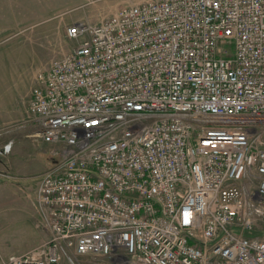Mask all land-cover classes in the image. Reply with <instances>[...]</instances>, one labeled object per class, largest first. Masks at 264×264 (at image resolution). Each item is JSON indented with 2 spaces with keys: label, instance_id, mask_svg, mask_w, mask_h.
<instances>
[{
  "label": "built area",
  "instance_id": "2783aa9c",
  "mask_svg": "<svg viewBox=\"0 0 264 264\" xmlns=\"http://www.w3.org/2000/svg\"><path fill=\"white\" fill-rule=\"evenodd\" d=\"M65 35L27 100L48 236L0 264H264V0H127Z\"/></svg>",
  "mask_w": 264,
  "mask_h": 264
},
{
  "label": "rangeland",
  "instance_id": "374dc122",
  "mask_svg": "<svg viewBox=\"0 0 264 264\" xmlns=\"http://www.w3.org/2000/svg\"><path fill=\"white\" fill-rule=\"evenodd\" d=\"M126 1L0 0V148L14 133L9 129L18 128L12 148L0 152V262L47 238L35 207V187L43 166L59 158L37 136L27 108H18L24 98L18 91L30 85L35 71L75 45L65 35L66 26L75 19L97 22Z\"/></svg>",
  "mask_w": 264,
  "mask_h": 264
},
{
  "label": "crops",
  "instance_id": "0c3cea01",
  "mask_svg": "<svg viewBox=\"0 0 264 264\" xmlns=\"http://www.w3.org/2000/svg\"><path fill=\"white\" fill-rule=\"evenodd\" d=\"M35 73H36V71H35ZM35 73L32 76L30 85H28V87L24 91H18V96L21 95L22 97H24L18 103V108H20V109H23L25 107L27 108L28 96H29L30 90H31V88H32V86L34 85V82H35ZM11 131L14 132V133L13 134H10L11 135V138H9L8 141H7V142H10L11 143L10 148H12L11 146L13 145L14 141L17 140V138H18V128L15 127L14 129H11V130L9 129V132H11ZM4 132L7 133L6 129H5ZM0 141H2V139H0ZM0 149H2V147ZM2 153H6V152H2ZM45 167H49V166L48 165L47 166H43V168H45Z\"/></svg>",
  "mask_w": 264,
  "mask_h": 264
}]
</instances>
